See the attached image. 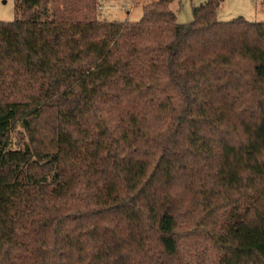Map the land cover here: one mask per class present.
<instances>
[{"label":"trees","instance_id":"trees-1","mask_svg":"<svg viewBox=\"0 0 264 264\" xmlns=\"http://www.w3.org/2000/svg\"><path fill=\"white\" fill-rule=\"evenodd\" d=\"M174 1L0 22V264H184L188 227L209 264H264V24Z\"/></svg>","mask_w":264,"mask_h":264},{"label":"rangeland","instance_id":"rangeland-1","mask_svg":"<svg viewBox=\"0 0 264 264\" xmlns=\"http://www.w3.org/2000/svg\"><path fill=\"white\" fill-rule=\"evenodd\" d=\"M153 0H95L96 13L109 23H136L142 17V6ZM207 0H175L170 10L177 23L189 24L192 21V8ZM15 18V0H0V22L8 23ZM243 18L248 22L264 24V0H223L216 13L220 22ZM180 230L182 263L209 264L213 251L208 238L199 228L188 227ZM210 248V249H209Z\"/></svg>","mask_w":264,"mask_h":264}]
</instances>
